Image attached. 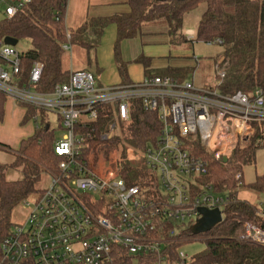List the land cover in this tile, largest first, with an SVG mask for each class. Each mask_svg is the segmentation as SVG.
I'll return each mask as SVG.
<instances>
[{"label": "built area", "instance_id": "2783aa9c", "mask_svg": "<svg viewBox=\"0 0 264 264\" xmlns=\"http://www.w3.org/2000/svg\"><path fill=\"white\" fill-rule=\"evenodd\" d=\"M28 3L0 0L3 19ZM69 42L67 32L63 51L71 52ZM23 56L0 41V94L34 110L36 131L51 129L47 114H56L62 135L52 151L60 162L47 171L46 187L22 202L23 221L2 240L0 264H112L114 248L146 264H188L190 257L180 250L179 261H171V244L201 218V208L219 210L222 221L229 200L209 185L195 193L194 179L209 168L203 153L226 164L236 149L246 148L255 126L264 125V92L220 90L226 76L222 57L214 65L216 86L195 88L192 81L167 76L101 86L94 74L71 70L66 83L44 92L37 89L41 63L33 62L21 78ZM135 102L160 124L158 136L142 151L153 178L145 190L119 177L122 163L142 158L123 157L113 143ZM101 117L110 122L97 132ZM240 239L264 246V231L247 223Z\"/></svg>", "mask_w": 264, "mask_h": 264}, {"label": "trees", "instance_id": "16d2710c", "mask_svg": "<svg viewBox=\"0 0 264 264\" xmlns=\"http://www.w3.org/2000/svg\"><path fill=\"white\" fill-rule=\"evenodd\" d=\"M68 0H29L12 18L0 20V41L12 38L29 41L31 48L22 57L21 78L24 79L33 62L43 65L39 91H51L54 86L67 82L68 71L61 67L62 45L66 42L65 13ZM206 2V10L198 24L197 41L216 44L222 49V59L226 63V76L220 90L225 93H251L254 89L264 92V7L262 0H125L126 11L106 17L91 18L76 31L69 32L70 45H79L88 51L99 46L104 30L113 25L116 33L114 47L118 74L122 84L128 81V64L119 58L118 44L135 38L141 33V26L148 22L163 20L167 26L170 42H186L179 34L182 19L195 3ZM219 60V58H218ZM131 63L141 65L144 76H167L179 81L195 67L167 64L151 73V58L139 55ZM216 63H214L215 65ZM160 70V71H159ZM213 85L218 82L214 77ZM5 97L0 94V118ZM130 111V120L113 143L130 146L142 152L159 134L160 124L154 113L144 111L135 102ZM34 110L29 109L25 120L30 119ZM109 114L107 109L103 111ZM109 112V113H108ZM110 118L101 117L96 124L97 132L106 128ZM56 137L52 129L35 130L33 136L22 140L15 151L14 161L0 165V244L10 233L14 209L30 195L40 192L38 187L43 174L55 170L60 162L52 151ZM4 148L5 146H0ZM264 147V125H256L248 146L236 149L226 164L210 155L209 168L205 175L196 177L195 193L202 185H209L214 192L228 194V202L223 207V220L210 231L193 235L187 227L176 237L169 249L171 261H179L180 247L201 239L205 250L190 257L188 264H264V246L240 239L244 225L253 224L264 231V209L258 208L251 200H240L242 193L264 192V172L252 183H243L242 167L255 164L256 151ZM199 152L202 149L197 146ZM199 153V154H201ZM7 170L21 173V179L8 180ZM145 163L132 167L130 162L120 165L119 177L126 185L138 184L142 190L149 189L150 179ZM239 174L238 180L235 179ZM112 264H146L136 257L128 256L121 248L112 251Z\"/></svg>", "mask_w": 264, "mask_h": 264}, {"label": "rangeland", "instance_id": "374dc122", "mask_svg": "<svg viewBox=\"0 0 264 264\" xmlns=\"http://www.w3.org/2000/svg\"><path fill=\"white\" fill-rule=\"evenodd\" d=\"M125 0H68V10L66 15V28L69 32L76 31L81 25L91 18L106 17L116 13L126 11ZM206 10V2L199 1L193 8L188 11L182 19L181 35L190 39L189 32L192 33L191 41L170 42L167 34V26L162 20L148 22L141 26V33L130 40L121 41L118 44L119 58L128 64V73L136 74L141 65L131 63L139 55L151 58V68L153 73L159 68L169 65L189 64L195 69L191 70L185 77L187 81L193 83L195 88H203L213 85L215 72L214 63L222 55V49L216 44H205L197 41L196 31L203 13ZM4 7L0 6V20L4 18ZM116 44V33L113 25L108 26L100 40V44L95 49H87L71 44V52L63 51L61 57V67L63 71H89L100 80L102 86L116 84L117 78V58L115 57L114 47ZM17 52L25 53L31 45L29 41L23 40L17 42L15 46ZM100 73H97V69ZM160 71V70H159ZM158 72V71H156ZM25 108L19 105H13L9 100L4 101L2 115L0 119V141L9 147L0 149V165H9L14 161V154L19 145V141L35 131L37 122L27 119L23 120ZM47 119L50 128L54 130L56 138L62 135L59 129V122L54 113H48ZM119 127V123L117 125ZM120 130V129H119ZM121 150L123 157L129 154H135L143 157V152H136L128 145L115 144ZM140 161L130 162L132 167H139L143 163ZM264 172V147L258 149L255 155V164L242 167L243 183L245 185L252 183L256 176ZM6 177L8 180L21 179V173L15 170H7ZM48 183L46 174L42 175L41 182L38 185L44 189ZM244 193H242L243 195ZM34 195V194H33ZM30 195L29 197H32ZM245 197L252 201L258 208L264 209V192L262 193H245ZM22 203L13 211L12 223L18 224L23 221ZM205 246L201 239L188 243L180 247V251L187 257L197 256L204 252Z\"/></svg>", "mask_w": 264, "mask_h": 264}, {"label": "water", "instance_id": "95a60500", "mask_svg": "<svg viewBox=\"0 0 264 264\" xmlns=\"http://www.w3.org/2000/svg\"><path fill=\"white\" fill-rule=\"evenodd\" d=\"M176 2H185L190 0H171ZM262 5L264 7V0H262ZM3 43L10 47H15L17 45V40L12 38H5ZM223 162L226 163V159H223ZM201 218L196 221L194 226L190 228V231L193 235H199L210 231L215 225L221 222V213L219 210H206L201 208L199 210Z\"/></svg>", "mask_w": 264, "mask_h": 264}, {"label": "crops", "instance_id": "0c3cea01", "mask_svg": "<svg viewBox=\"0 0 264 264\" xmlns=\"http://www.w3.org/2000/svg\"><path fill=\"white\" fill-rule=\"evenodd\" d=\"M67 3H68V1H67ZM67 10H68V5L66 6L65 22H66ZM65 24H66V23H65ZM186 65H187V64H182V65H178V66H186ZM173 66H175V65H173ZM96 70H97V73H100V70H98V68H97ZM73 71H75V70H73ZM88 72H89V71H88ZM94 76H95V75H94ZM151 76H152V75H151ZM143 77H144V73H143V69H142V67L139 68V71H138L137 75H136V74H133V73H128V81H129V83H135V82H138V81H140ZM95 78H96V77H95ZM117 78H118V80H117L116 84H112V85H108V86H114V85H121V84H122V79L120 78V76H119V74H118V70H117ZM96 79H97V83H98L99 85L102 86V84L100 83V80H99L98 78H96ZM191 81H192V80H191ZM129 83H127V84H129ZM6 100H9L13 105H19V106L25 108V111H24V117H23V120L25 121V115H26V113H27V111H28V108H26L25 106H23V105H21V104L15 102V101H13V100L8 99V98L5 97V101H6ZM27 114H28V113H27ZM0 119H1V118H0ZM26 120H27V119H26ZM34 132H35V131H34ZM33 134H34V133H33ZM33 134L30 135V136H28V137H26V138H24V139H21V140L19 141V145H20V143H21L22 140H25V139H27V138L33 136ZM19 145H18V148H19ZM0 146H5V147L7 146V147H9L8 145H6L4 142H1V141H0ZM9 148H10V147H9ZM0 149H1V147H0ZM17 150H18V149H17ZM17 150H16V151H17ZM14 152H15V151H14ZM246 199H248V198L245 197V193H244L243 195H241L240 200L244 201V200H246ZM248 200H249V199H248ZM138 264H139V262H138Z\"/></svg>", "mask_w": 264, "mask_h": 264}]
</instances>
